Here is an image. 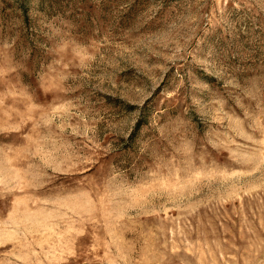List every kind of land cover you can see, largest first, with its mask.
<instances>
[{
	"label": "rangeland",
	"instance_id": "1",
	"mask_svg": "<svg viewBox=\"0 0 264 264\" xmlns=\"http://www.w3.org/2000/svg\"><path fill=\"white\" fill-rule=\"evenodd\" d=\"M0 264H264V0H0Z\"/></svg>",
	"mask_w": 264,
	"mask_h": 264
}]
</instances>
